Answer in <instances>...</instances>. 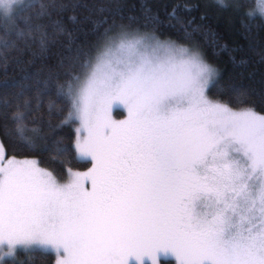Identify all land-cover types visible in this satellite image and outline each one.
Masks as SVG:
<instances>
[{"label": "snow or ice", "instance_id": "1", "mask_svg": "<svg viewBox=\"0 0 264 264\" xmlns=\"http://www.w3.org/2000/svg\"><path fill=\"white\" fill-rule=\"evenodd\" d=\"M212 2L264 60V0ZM142 3L117 19L104 0H0V68L23 72L0 81V264L18 248L54 264H264V94L258 110L219 84L197 39L227 50L213 27ZM57 45L69 55L28 71Z\"/></svg>", "mask_w": 264, "mask_h": 264}, {"label": "trees", "instance_id": "2", "mask_svg": "<svg viewBox=\"0 0 264 264\" xmlns=\"http://www.w3.org/2000/svg\"><path fill=\"white\" fill-rule=\"evenodd\" d=\"M92 2V0H88ZM106 3H119L121 7L119 9L113 8L111 14L115 15L119 19V14L122 13L124 18L127 19L129 15L135 17H142V8L144 3L142 0H104ZM151 5L154 12H158L161 20H166L168 12L172 9L173 5H178V11L184 16L185 19L188 17H195V20L200 23L208 24L213 27L220 37L221 43L227 44V50L217 51L211 44L205 43L203 36H198L197 39L203 45L207 59L212 63L220 72L219 84L225 88L228 86H234L241 89H248L251 92L252 100L255 101L257 109L259 110L262 94H264V60L261 58L259 45L251 47L249 40L245 38L244 27L241 24V20L238 16L230 15L229 11H223L218 14L217 7L213 4L212 0H146ZM194 4L198 7H193L190 11L184 10L183 5ZM201 13H205L207 19L204 21L200 20ZM64 16L65 22L72 26V22L68 21V15ZM78 20L82 17L80 13H77ZM91 23L85 24V30L91 29ZM164 31L173 37H177L180 33L177 29L162 25ZM260 37H264V32L260 33ZM94 37L89 35L81 34L79 36L80 41L91 40ZM12 56L16 55L15 52L11 53ZM69 53L64 49L63 46L57 45L51 49L49 58L47 61H36L34 64L27 66L28 71H35L42 66V63L48 65H55L59 58L67 56ZM27 59V54L25 56ZM246 61L244 64L242 62ZM23 76L17 66L12 63L10 64L7 72L5 73L0 68V81L7 79L8 81L20 80ZM63 78V77H61ZM212 91L215 92L217 89L213 86ZM222 99H225L223 95ZM49 101L54 104L57 102L55 95V89L53 88L51 94L45 98V106ZM55 113V109L53 108ZM59 120L55 114L53 115V123ZM78 126V125H77ZM59 134L63 135L68 140V146L71 148L75 139V131L73 127L65 125L59 130ZM2 137V133H0ZM5 143L8 145L9 155H15L16 157H33L38 156L44 162L46 161L45 156H41L36 153H24L18 149L15 145L11 144L5 139ZM47 166L49 164L45 162ZM60 170L63 171V166H59ZM90 167V164H85L81 161L75 168L86 169ZM17 264H54L53 255L46 254V258L39 254L30 255V253L23 250L18 252L16 257ZM166 264V262H165Z\"/></svg>", "mask_w": 264, "mask_h": 264}, {"label": "rangeland", "instance_id": "3", "mask_svg": "<svg viewBox=\"0 0 264 264\" xmlns=\"http://www.w3.org/2000/svg\"><path fill=\"white\" fill-rule=\"evenodd\" d=\"M0 34H2V30H0ZM125 115H126V113H125ZM18 159H23V158H37V159H39V160H41L38 156H33V157H17ZM42 162H41V167H49V166H47L46 164H45V162L43 161V160H41ZM49 170H52V168L51 167H49ZM64 170V169H63ZM74 170H78V171H85L86 169H78V168H75ZM55 174V173H54ZM21 250H23V251H25L24 249H22V248H18L17 249V255H18V252L19 251H21ZM6 259H12L11 257H8V258H6Z\"/></svg>", "mask_w": 264, "mask_h": 264}]
</instances>
